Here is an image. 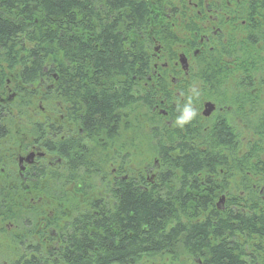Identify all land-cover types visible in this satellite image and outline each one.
Wrapping results in <instances>:
<instances>
[{
    "label": "flooded vegetation",
    "instance_id": "flooded-vegetation-1",
    "mask_svg": "<svg viewBox=\"0 0 264 264\" xmlns=\"http://www.w3.org/2000/svg\"><path fill=\"white\" fill-rule=\"evenodd\" d=\"M6 1L0 0L2 20L13 18L3 14L1 5ZM263 1L110 0V8L115 9L119 3L123 7H117L108 16H93L91 25L84 23L85 16L82 14L75 17L43 15L55 22L60 19V25L53 23V27L49 28L57 34L56 38H61L62 54L65 51L97 53L102 51L99 49L101 36L102 40L106 35L111 39L115 37L111 45L114 42L118 52L125 57V63L119 60L118 67L127 71L134 69L137 74L122 78L113 72L111 78L100 79L96 70L103 65L94 61L86 64L65 62L66 67L78 70L77 78L70 80H61L53 64H44L38 77L29 81L18 79V65L6 70L10 73L7 72L0 80V188L6 189L3 195L8 196V191H11L14 214H20L19 210L24 209L35 217L37 204H44L45 213L40 217V227H46L48 236L56 237L55 231L70 223L76 215L89 212L97 217L99 210L96 208L101 205L113 211L114 197L122 184L138 188L143 193L173 198L175 211L183 223H173L166 228H178L176 243L180 245L185 244L182 242L187 235L185 231L205 222L206 214L210 212V202H207L206 208L196 209L199 214L195 215L194 196L207 198L210 196V181L223 179L225 184L230 182L229 187L227 189L225 185L222 193L217 192L211 203L215 210L222 213V220L223 214L229 212L242 217L258 215L264 204V186L251 185L255 200L252 198L243 203L247 192L237 190V183L233 185L230 181L240 180V176L234 175L238 170L228 169L223 164L208 169L205 174H193L191 179L185 180L187 182L182 190L164 191L171 185L180 187L185 181H176L181 176L178 168L173 170L172 176L163 170L165 160L161 158L162 154L153 157V153H149L146 132L156 131L161 147L176 148L179 146L176 139L172 145L164 143L168 133L176 138L178 131L184 133L187 130L190 135L191 130L186 129V125H190L193 132L198 129L206 131L216 125L217 116L222 114L226 120L222 123L229 126L224 132L230 129L240 134L244 126L243 96L237 94L242 80L239 79L241 68L236 58L242 55L243 42L250 36V40L255 42V49L264 53V7L259 8V5H264ZM253 6L257 15H254ZM139 7L142 12L136 13ZM99 8L104 6H93L95 11ZM119 8L125 14H119ZM15 18L17 21L21 19L18 16ZM68 18H74L76 26L68 24ZM39 19V23L44 21L39 15L22 18L32 20L34 24ZM23 50L32 49L25 44ZM248 50L254 53L251 48ZM211 54L221 55L223 62L220 66L228 71L221 84L223 89L220 91L224 94L214 95L209 79L204 83L212 95L201 97L196 103L195 86L198 84L200 87L201 83L195 78V73L201 61ZM109 66L116 67L115 64ZM69 74L72 76L74 73ZM252 81L255 84L260 82L257 78ZM27 93L31 94V103H25L21 108L19 101L21 98L24 100ZM147 93L155 95L150 112L156 115L159 124L141 129L133 117H137L142 126L146 124L147 110L143 102ZM99 96L111 99L112 104L107 111L90 112L89 98ZM132 98L139 99L138 103L142 106L132 110ZM207 102L213 104V110L204 116L203 106ZM186 106L194 114L181 127L177 119L184 114ZM238 162L228 161V164ZM195 178L198 183L193 182ZM153 187L156 190L151 192ZM41 199H44L43 202ZM251 204L256 208L250 207ZM0 206L3 210L4 205ZM2 219L3 216H0V222ZM184 227L188 229L181 231ZM206 229L208 231V227ZM243 236L244 233L238 234L233 243L244 245L243 258L246 261L250 257L258 260V237L247 239L244 238L247 234ZM184 261L204 264L206 259L200 252L196 256L182 253L180 256L164 257L166 263L181 264Z\"/></svg>",
    "mask_w": 264,
    "mask_h": 264
},
{
    "label": "trees",
    "instance_id": "trees-1",
    "mask_svg": "<svg viewBox=\"0 0 264 264\" xmlns=\"http://www.w3.org/2000/svg\"><path fill=\"white\" fill-rule=\"evenodd\" d=\"M10 1L11 3H9ZM96 4H100L104 8L95 11L93 6ZM259 6V8L264 7V5ZM117 7L121 8L123 5L119 3L115 9ZM1 8L4 9L3 14L13 17L6 20L0 18L1 81L9 72H6V70H12L17 65L19 80L36 79L38 74L42 72L44 64H53V68L57 70L61 80L69 78L66 73H74L72 79H75L78 72L77 68L66 67L65 62H83V64H86V62L94 61L97 64H102L101 69L96 70L100 79L107 80L109 77L111 78L113 72L122 78L137 74L134 69L127 71L118 67L120 66L119 60L122 64L125 63V57L118 52L114 42L112 43L114 47L111 45V42L116 39L115 37L111 39L106 35L102 40L101 36L100 41L102 44L99 49H102V51L97 53L91 49L93 53L78 54L65 51L62 54L60 52L63 46L62 40L56 38L57 34L49 28V26L53 27V23L60 25V19L55 22L53 19L51 21L45 18L46 16L75 17L77 14H82L85 16L84 23L89 24L93 16H108L112 13L111 11L115 10L110 8V0H83L82 3H78L76 0H8L6 3H2ZM253 9V11H256L254 6ZM135 12L141 13V7L137 8ZM118 13L125 14L122 9ZM257 14V11L254 12V15ZM35 15H39L44 21L39 23V19L34 24L32 20H22V18L35 17ZM17 16L21 19L18 23H14L17 21L15 20ZM87 16L88 18H86ZM27 21H29V24ZM68 24L74 27L77 23L74 18H68ZM56 30L58 32L59 28L57 27ZM250 38L245 39L243 53L236 58V62L241 68L239 79L242 80V85L237 94L243 96V117L245 115L254 117L251 118L253 120L252 128H249L252 131V138L246 141L243 152L239 151V135L230 129L224 132V129L229 128V126H224L222 123L226 121L222 118V114L217 116L216 125L206 131L198 129L193 132L190 125H186V129L190 128L191 130L190 135L187 130L184 133L181 130L178 131L176 138L168 133L165 136L164 143L172 145L176 139L179 144L176 148L161 147L156 131L146 132L149 153H153V157L162 154L161 158L165 160L163 170L169 176H172L173 170L177 168L181 170V176L176 178V181L180 179L188 181L193 174H205L209 172L208 169L211 168L212 170L221 164L228 166V169H237L238 171H235L234 175L240 176V180L235 181L233 179L230 181L233 185L237 183V190L247 192L246 201L243 203H247L252 198L254 199L251 185L264 186V159L262 158L264 153V111L261 110L259 115L255 116L258 109L253 103L254 99H259L260 95H264V82H262L264 81V64H262L264 63V53H261V49H255V42ZM247 42L250 43V46H247ZM25 44L32 50L24 51ZM73 44L75 45V43ZM249 48L254 53L249 51ZM202 59H205V57L202 56ZM222 62L221 55L211 54L209 58L207 57L199 64L201 66L197 68L195 78L199 80L201 86L199 90L194 92L195 98H197L196 103L200 101L201 97L212 95L207 91V85L204 83L209 79L212 81L210 90L213 91V94H224L220 91L223 89L221 84L228 71H226V68H221L220 64ZM110 64H115L116 67L113 69L109 66ZM209 65L210 68H208ZM254 78H257L260 82L256 84L258 90L253 93L249 88L256 87L252 81ZM132 86H135V84L132 83ZM30 96L31 94L27 93L24 100L20 99V107L25 103H31ZM154 96L153 93H147L146 100L143 102L147 110L146 124L142 126L138 118L133 117V121L141 129L144 126L151 128L159 124V119L150 112L154 104ZM138 100L131 99L132 110H135L137 106H142L138 103ZM88 103L90 112L94 113L107 111L109 105L112 104L111 99L102 96L96 99L89 98ZM244 107H247L248 111ZM234 160H239V162L228 164V161ZM217 175L215 177H218ZM187 181L180 187H177V184L176 186H168L164 191L170 193L175 190H182ZM193 182L198 183V179H193ZM225 183L223 179L222 181L212 180L210 181V196H207V198L194 196L195 215L199 214L196 209L206 208L205 203L210 202L211 207L209 214H206L207 220L205 222L201 221L202 224H195L190 227V231L187 227L181 229V231L188 229L185 231L187 235L182 238V242H185V244L178 245L176 243L177 227L166 228L167 225L173 223H183L175 211L172 197L157 193H143L138 188L121 184L114 197L113 211L110 212L108 206L101 205L100 208H96L99 210L97 217L89 212L76 215L70 223L62 225L60 229L55 231L56 237L48 236L49 232L46 227L36 228L37 240L32 245L26 244L22 248L18 260L13 261L11 264H138L141 258L176 256L178 254L175 253L178 250H180V254L189 255V253H192L195 256L200 252L206 259L204 264H264L263 260L258 262L253 257L248 258L249 261H246L247 259L243 258L244 245L241 246L238 242L233 243L235 241L233 238L238 234L244 233V236L247 234L248 236H243L247 239L256 236L259 240L258 249L264 251V204H262V209L259 210L258 215L242 217L229 212L223 214L224 220H222V213L215 210L211 203L213 204L217 192L222 193L225 185L228 189L230 182ZM195 189H198V186H195ZM5 190L4 187L0 188V204L4 205L3 210L0 206V216H3V221L12 220L16 216L11 208L13 202L11 191H8L7 196L3 195ZM154 190H156V187H153L151 192H154ZM36 200L38 201V198ZM254 206L256 208L254 204H251L250 207ZM44 207V204H38L35 216H43L45 213ZM1 211L3 212L2 215ZM38 211L40 212L38 213ZM14 237L22 243L26 236ZM209 240H211L210 243ZM49 243L52 245H48ZM251 246H249V250H251Z\"/></svg>",
    "mask_w": 264,
    "mask_h": 264
},
{
    "label": "rangeland",
    "instance_id": "rangeland-1",
    "mask_svg": "<svg viewBox=\"0 0 264 264\" xmlns=\"http://www.w3.org/2000/svg\"><path fill=\"white\" fill-rule=\"evenodd\" d=\"M264 64V63H262ZM259 75V74H258ZM255 88H249L251 89V92L253 93L257 91V85ZM196 90H199V85L197 84ZM199 87V88H198ZM264 91V88H263ZM254 106L257 107L258 111H256L255 116H258L260 111H264V95H260L259 99H254ZM246 111H248L247 107H244ZM251 116L245 115L243 117V123L244 126L241 131H239V141H240V147L239 151L243 152L245 150V145L246 141L250 140L252 138V131L249 128H252L253 125V120ZM262 158L264 159V153L262 154ZM38 205V204H37ZM20 214H16L15 218L11 221L6 220L0 222V264H11L13 261H16L18 257L22 253V248L24 247L25 244H31L35 240H37L36 236V228H40L42 224V219H40L39 216L33 217V215L28 214V212H24V209L21 211L19 210ZM32 220V221H31ZM30 221V223H29ZM12 223L13 225L11 226ZM22 235H25L26 237L23 240L21 244H18V239H16L14 236L20 237ZM33 235V238L31 237ZM30 238V239H29ZM177 256H180V251L178 250ZM258 254V262L259 260L264 261V251L259 250ZM164 257H154V258H141L140 262L138 264H172V263H166L164 262ZM179 263V262H178ZM181 264H197L196 262H188L184 261Z\"/></svg>",
    "mask_w": 264,
    "mask_h": 264
},
{
    "label": "clouds",
    "instance_id": "clouds-1",
    "mask_svg": "<svg viewBox=\"0 0 264 264\" xmlns=\"http://www.w3.org/2000/svg\"><path fill=\"white\" fill-rule=\"evenodd\" d=\"M183 115L182 116H180L178 119H177V124L179 125V126H183L185 123H187L188 122V120L191 118V116L194 114V113H192V111H191V109H190V107H185L184 109H183Z\"/></svg>",
    "mask_w": 264,
    "mask_h": 264
},
{
    "label": "water",
    "instance_id": "water-1",
    "mask_svg": "<svg viewBox=\"0 0 264 264\" xmlns=\"http://www.w3.org/2000/svg\"><path fill=\"white\" fill-rule=\"evenodd\" d=\"M212 110H213V104L207 102V103H205L204 106H203V112H202V114H203L204 116H207V115L210 114V112H211Z\"/></svg>",
    "mask_w": 264,
    "mask_h": 264
},
{
    "label": "bare ground",
    "instance_id": "bare-ground-1",
    "mask_svg": "<svg viewBox=\"0 0 264 264\" xmlns=\"http://www.w3.org/2000/svg\"><path fill=\"white\" fill-rule=\"evenodd\" d=\"M14 23H18V21H16V22H14ZM68 76H69V78H71L72 79V76L68 73ZM68 78V79H69ZM77 78V77H76ZM70 80V79H69Z\"/></svg>",
    "mask_w": 264,
    "mask_h": 264
}]
</instances>
